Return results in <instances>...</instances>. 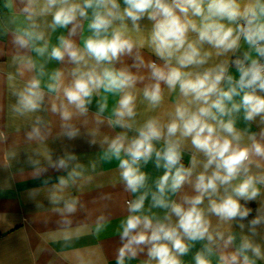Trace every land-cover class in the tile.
I'll list each match as a JSON object with an SVG mask.
<instances>
[{
    "label": "clouds",
    "instance_id": "1",
    "mask_svg": "<svg viewBox=\"0 0 264 264\" xmlns=\"http://www.w3.org/2000/svg\"><path fill=\"white\" fill-rule=\"evenodd\" d=\"M21 3L28 23L18 30L14 44L34 51L39 57L47 55L48 60L63 62L67 57L74 65L69 82H65V73L57 69L45 85L48 93L55 94L51 111L59 113L64 135L72 139L79 134L71 121L74 116L87 115L95 93L103 90L119 94L108 124L127 131L118 133L110 141L106 136L104 142L111 155L119 160L125 189L140 194L128 202L129 215L121 222L122 247L117 264H125L126 258L134 259L144 251L143 246H147V264L152 261L182 264L179 257L189 251L186 240H207L204 250L195 256V264H212L209 258L214 254L212 245L219 246L217 242H222L227 249L236 240L230 231L231 222L236 220L242 232L246 227L243 221L251 209L242 206L240 201L257 199L261 195L259 185H264V171L252 172L253 167L264 169V143L252 133L248 136L251 143L242 144L243 135L237 131L233 117L243 109L245 121L251 122L259 116L264 123V95L258 94L264 93V63L261 62L264 60V0H123V8L119 0H21ZM89 11L91 35L84 39L81 48L69 37L76 35L80 21L89 18ZM49 16L51 21L47 22ZM145 17L153 22L152 29L146 38L136 39L130 31L140 32L139 21ZM42 23L53 32L69 25L71 29L68 37L60 35L58 43L50 47ZM241 40L249 51L243 59L233 61L238 77L229 73L227 60L204 67L213 55L234 54L240 49ZM145 47L162 63H146L140 54ZM123 56L132 57L131 67L149 70L152 82L145 85L142 95L151 109L163 101L162 83L169 91L179 90L181 99L175 103L174 112L166 122L151 117L134 127L135 89L145 76L134 73L130 67L117 68L116 62ZM14 60L20 65V75L37 68L36 61L29 56L14 57ZM44 75V65L40 64L39 76ZM41 84L40 78L33 77L13 93L17 97L13 106L16 113L24 115L41 109L45 98ZM237 96L239 102L234 99ZM106 108V103L99 105V113ZM40 123L37 117L36 125ZM97 123L103 121L97 119ZM128 131H135L136 135L129 138ZM97 132L94 129L92 135ZM45 135L39 126H33L27 134L29 140H43ZM260 135L264 136V130ZM189 138L205 160L200 161L193 155L190 165L185 167L181 162L183 142ZM160 142L162 146L158 148ZM153 156L156 167H163L165 171L156 182V191L151 193L150 208L168 210L163 219L143 214L149 193L141 192L148 179L141 171V163L147 164ZM75 160L74 155H68L53 166L67 169L69 162ZM201 164L202 170L197 172ZM80 167L77 164L69 179L61 178L59 185L54 186L52 203L64 200L63 209L57 211L69 214L76 211L77 200L64 199L61 193L70 179L80 175L76 171ZM194 174L197 195L185 196L182 203L166 198L168 192L175 194L185 183H192ZM205 197L209 201L207 209L200 207ZM209 214L229 224L227 235L218 230L219 226L213 229ZM172 215L177 217L175 223ZM262 223L264 211L257 209V215L247 223L250 235L241 236L235 251L221 252L218 264H255L256 259L264 260L261 245L252 239Z\"/></svg>",
    "mask_w": 264,
    "mask_h": 264
},
{
    "label": "crops",
    "instance_id": "2",
    "mask_svg": "<svg viewBox=\"0 0 264 264\" xmlns=\"http://www.w3.org/2000/svg\"><path fill=\"white\" fill-rule=\"evenodd\" d=\"M119 2L123 8V0ZM22 8L21 0H0V133L3 134L0 137V264H117L118 251L122 247L121 222L129 215L128 202L140 194H133L125 189L119 160L111 155L108 144L104 142L106 136L110 141L118 133L127 131L120 127L112 128L108 124V118L111 117L112 110L119 100V94L105 93L103 90L95 93L91 104L88 105L87 115L74 116L71 121V124L79 129V134L72 139L64 135L63 121L59 113L51 111V102L55 99V94L48 93L45 85L49 75L57 69L65 73V82H69L72 79L69 72L74 65L67 57L63 62L48 60L47 55L39 57L34 51L20 49L14 44L18 30L26 27L28 23L21 11ZM90 19L91 11L88 19L80 21L81 26L77 29L76 35L69 37L81 48L84 39L91 35L88 29ZM46 21L50 22L51 17H47ZM126 23L131 30V21L128 20ZM139 25L141 31L138 33L130 31V34L136 39L146 38L153 22L145 17L139 21ZM42 27L50 47L58 43L60 35L68 37L71 29L69 25L68 28H58L53 32L47 28L46 23H42ZM192 35L194 38V34ZM205 48L209 46L205 45ZM248 51V46L241 40V47L234 54L228 53L223 57L213 55L204 67L227 60L229 73L238 77L233 61L237 58L243 59L244 53ZM140 54L146 63L148 61L162 63L147 47L141 49ZM251 55L256 58L254 52ZM18 56L33 58L37 68L20 75L18 72L20 65L14 60V57ZM40 64L44 65L43 77L39 76ZM132 64V57L123 56L115 66L130 67L134 73L145 76V80L138 82L135 89L137 116L134 127L142 125L151 117H158L162 122H166L169 114L174 112L175 103L181 99L179 90L169 91L162 83L163 101L159 107L151 109L142 95L145 85L152 82L149 79V70L147 68L137 70L131 67ZM33 77L41 79L45 98L40 110L21 115L13 110L17 103V97L13 93L22 89L27 80ZM234 99L236 102L240 101L239 96ZM103 103L107 104V108L100 114L99 105ZM37 117L41 121L39 125H36ZM233 117L237 131L243 135L242 144L251 143L248 136L252 133L256 134L258 141L264 143V136L260 135L264 130V123L260 122L259 116L247 122L241 109L240 112L234 113ZM97 119L103 123L98 124ZM33 126H39L42 133H46L43 140L28 139L27 134ZM94 129H98V132L92 135ZM127 135L131 138L136 133L128 131ZM161 146L162 142L157 144L158 148ZM183 148L181 162L185 167L190 165L193 155L200 161L205 160L203 154L192 146L190 138L183 142ZM68 155H74L76 160L70 161L67 169L53 166L59 159ZM77 164L81 165L80 168H76L80 175L70 179L68 187L61 193L64 199H76L77 209L71 214L57 211L56 209H63L64 200L58 204L52 203L50 196L56 190L54 186L59 185L61 178L69 179V173ZM201 170L202 164L198 166L197 172ZM141 171L148 177L141 192L149 193L143 214L163 219L168 210L150 208V205L151 193L156 191V182L165 169L156 167L153 156L147 164L141 163ZM261 171L264 169L252 168L253 173ZM191 179L192 183H185L175 194L168 192L166 198L182 203L185 196L197 195L194 189L195 174ZM259 186L261 195L257 199L247 203L244 200L240 201L241 205L253 207V218L257 215V209L264 211V185ZM208 203V198L205 197L200 207L207 209ZM209 219L213 229L219 226L218 230L224 231L225 235L228 234L229 224L221 223L219 218L212 214H209ZM176 220L177 217L172 215V222L175 223ZM249 220L251 219L243 221L246 225L243 232L236 220L231 222L230 231L236 236V240L227 249L223 248L222 242H217L219 246L212 245L214 254L209 257L212 264H218L221 252L235 251L242 235H250L247 227ZM252 239L260 244L264 251V223L257 226V235ZM185 242L189 245V251L179 259L182 264H195L196 254L203 251L209 242L207 240ZM143 247L144 251L138 253L134 259L126 258L125 264L147 263L149 259L147 246ZM151 264H155V261ZM255 264H264V260L256 259Z\"/></svg>",
    "mask_w": 264,
    "mask_h": 264
},
{
    "label": "trees",
    "instance_id": "3",
    "mask_svg": "<svg viewBox=\"0 0 264 264\" xmlns=\"http://www.w3.org/2000/svg\"><path fill=\"white\" fill-rule=\"evenodd\" d=\"M242 206H246V207H248L249 209H251L250 215H249L246 219H252L253 216H254V209H253V207H251V206H247V205H242Z\"/></svg>",
    "mask_w": 264,
    "mask_h": 264
},
{
    "label": "built area",
    "instance_id": "4",
    "mask_svg": "<svg viewBox=\"0 0 264 264\" xmlns=\"http://www.w3.org/2000/svg\"><path fill=\"white\" fill-rule=\"evenodd\" d=\"M262 63H264V60L261 61ZM141 264H147L146 262H142Z\"/></svg>",
    "mask_w": 264,
    "mask_h": 264
}]
</instances>
